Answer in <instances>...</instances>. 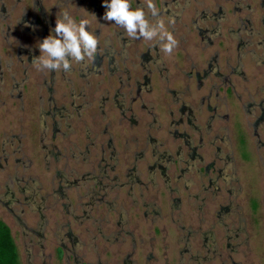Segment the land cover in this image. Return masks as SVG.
<instances>
[{"label":"rangeland","instance_id":"rangeland-1","mask_svg":"<svg viewBox=\"0 0 264 264\" xmlns=\"http://www.w3.org/2000/svg\"><path fill=\"white\" fill-rule=\"evenodd\" d=\"M14 1L0 0L9 12L10 23V32L6 26L0 30V67L5 74L0 82V193L1 188L7 191L8 183L10 191L3 199L13 207L9 211L22 216L25 227L35 228L39 213H33L32 205L8 203L11 197L18 201L23 196L16 186L14 191L10 189L9 180L13 176H31L34 182L25 190V196L31 204L37 195L46 198L43 214L47 220L41 240L36 236L25 238L24 227L0 207V219L11 231L19 264H264V148L256 149L252 130L247 126L259 115L260 108L254 106L252 113L243 110L247 102H264V67L253 60L260 51L251 48L254 55L248 54L242 60L243 77L231 74L238 63L232 35L246 17L260 35L264 33V0H178L170 11L181 13L179 21L170 24L168 16L162 17L166 29L178 41L170 55L155 40L131 39L114 21H105L104 0H41L40 4L35 0ZM154 2L156 5L160 0ZM130 4L133 9L144 8L149 18L145 0H130ZM36 6L44 9L43 20L50 30L65 10L77 20L87 18L89 31L99 40L97 53L113 55L116 61L124 56L116 64L117 72L108 75V70H100L102 75L91 76L86 83L80 75L89 70L90 60L71 61L67 72L40 71L28 63V58L33 61L40 55L37 44L50 33H44L40 24H31L38 17L33 10ZM216 22L219 36L206 47L197 29H212ZM143 54L156 61H149V71L141 65ZM213 56L217 57L219 72L230 79L229 92L213 75L198 86L197 76H203ZM7 62L10 64L6 73ZM110 67L104 64V68ZM161 67L163 70L158 72L156 69ZM49 71L55 81L53 93L46 95L40 86ZM145 76L148 83L142 85L146 83ZM48 79L51 83L50 76ZM136 81L147 87L139 96ZM169 90L184 92L183 104L196 119L200 132L188 131L183 122L186 119L174 130L186 131L195 143L201 142L198 153L202 163L213 162L215 168L219 167L224 154H230L233 160L235 171L224 170L217 187L208 195L203 191L211 176L199 178L196 169L200 166L192 169L184 164L172 165L165 172L150 167L154 161L144 144L147 134L151 142L160 143L158 152H167L165 155L172 158L181 153L179 140L168 128L171 119H180L179 104L171 102ZM115 93L121 95L120 99L124 96L125 108L133 99L125 117L112 105ZM100 97L107 98L102 109ZM48 99L66 110L57 119L56 132L44 115ZM214 115L226 118L209 121ZM208 122L210 133L206 131ZM257 132L263 142L264 126ZM216 134L220 137L214 142ZM109 138L113 142L112 161ZM217 148H221L220 156L215 155ZM145 149L144 160L135 165L139 183L131 186L127 183L128 168ZM62 171L67 179L75 180V187L68 188L63 198L58 191L55 193L59 182L55 176ZM103 171L107 178L102 184L114 186L110 192L109 187L100 190L94 184ZM24 187L21 183L18 189ZM234 190L238 192L236 197ZM105 193L104 205H96L87 218L86 211ZM231 201L238 210L220 226L217 222L221 215L217 212ZM65 204L67 208H63ZM239 225L244 234L231 239ZM214 248L219 257L209 254Z\"/></svg>","mask_w":264,"mask_h":264},{"label":"trees","instance_id":"trees-1","mask_svg":"<svg viewBox=\"0 0 264 264\" xmlns=\"http://www.w3.org/2000/svg\"><path fill=\"white\" fill-rule=\"evenodd\" d=\"M178 0H174L171 2H168L166 0H160L159 3L156 4V7H158L159 10V17H151V15L149 16V19L154 22L156 19L158 18H162L163 16H168L169 17V23H173V22H178L179 21V17L181 13L178 14H174L172 13V11H170V7L173 6V4H177ZM166 9V10H165ZM182 10V9H181ZM236 10H239L236 8ZM197 17V16H196ZM199 17L202 18V21L206 20V17H202L201 16V12H199ZM219 19V18H218ZM154 20V21H153ZM217 20V19H215ZM218 21V20H217ZM206 22V21H205ZM261 26L262 29L264 31V18L261 19ZM219 23L216 22V26L212 29L205 27V28H199L197 29V31L199 32V35L201 36L204 44L206 47H209L212 45L213 43V39L214 37H218L219 36ZM234 33V32H233ZM210 34V35H209ZM235 35H232V38H234L236 40V49H237V61L236 62V67L233 68L231 74H235L238 75L239 77H243V72H242V60L249 54V55H254V52L251 51L250 49L253 48L254 51L258 50L260 51V55L254 57L253 56V60L254 63L259 66H263L264 67V33L260 35V32L255 30L253 28V25L250 22V18L246 17L245 22L242 21V26H240V28H238L235 33ZM105 52V51H104ZM105 55H107L105 53ZM103 57V55H100L98 53H96L95 55V59H94V65L92 67V69H90V73L92 76L94 75H102V73H100L102 70L106 71L108 70L107 74L108 75H112L113 73L117 72L116 69V64L117 62L120 63L124 60V56L121 57L120 61H116L114 60V56L111 55H107V65L108 66H112L109 69L104 68V65H102L101 63V58ZM260 59V62H258ZM141 60V65L143 66V69L149 71L147 69L148 63L151 60L150 56L147 54H143V56L140 58ZM256 60V61H255ZM156 62L155 60H151V62ZM217 57L213 56L209 59L208 63H207V69L204 70L203 72V76H197V82H198V86L201 85V83L203 82V80L208 79V77L210 75L216 76L225 86V90H227L228 92L230 91V87L231 86V82L230 79H228V76L226 74L220 73L219 72V66L217 65ZM259 63V64H258ZM101 70V71H100ZM158 72H161L163 70V68H157L156 69ZM122 73H127L126 71L122 72ZM81 74V73H80ZM82 75V74H81ZM91 75L89 77H91ZM146 79V83L142 84V85H146L148 83V79L147 76H145ZM140 86L139 83L136 81L134 83V86L136 87V94L137 96H139L140 94H142L144 91H146V88H144L143 86ZM170 96H171V102L174 104H179L178 107V115L180 117L179 120L176 121H171V127L169 126V131L172 132L171 135H175V138H177L179 140L180 146H181V153L179 155V157L175 154L172 157H170L169 155H165V153L167 152H158L157 151V147L160 146V143H156L155 141L151 142V137H149V135L147 134L145 137V141L144 144L146 146V148H150L151 153L150 156L152 158V160L154 161L153 165L154 166H150L152 167L153 171H159V172H165L167 169H169V166L172 165H188V167H193L192 169H195L197 166H200V169H196V171H198V177H207L208 175L211 176V179H209L208 184L204 186V193L206 195L211 193V190L213 188L217 187V180L219 178V176H222L223 171L227 170L228 168H232V171L234 172V166H233V160L230 156V154H224V156L222 158H220L219 162L222 163L221 166L216 167L215 168V163H209V164H203L202 163V156L198 153L200 148H201V142L200 143H195L189 136V134L186 133V131L183 132H176L175 130H177V127L180 125L181 120L183 121L184 119H186V121H183L184 123H186V125L188 126L186 129L188 131H192L195 134L200 132V128L198 126H196V119L194 118V116L192 115L191 111L183 104V95L184 92H176V91H172L169 90ZM121 95H119L118 93H115L114 97H113V102L112 105H116V107L118 108L120 115L122 117H125V115L130 111L129 105L130 103H127V108H125V104H126V100L124 99V96L122 97L123 99H120ZM107 98H99V102H100V108L102 109V107L104 106V103ZM133 100V99H132ZM130 100V101H132ZM116 101H118V103L116 104ZM264 102H260L257 104L251 103V102H247L244 107L243 110H245V112L247 113H252L253 112V108L254 106H257L260 108V113L259 115L252 121V122H247V126L249 129L252 130L251 136L252 138H254V142L256 145V149L260 150L261 148H264V141L260 142L259 140V134H258V129L262 126H264ZM85 107V106H84ZM78 108H82V106H79ZM74 110V108H73ZM152 110V109H150ZM189 110V111H188ZM76 111V110H74ZM79 111V110H77ZM211 111H215V108H212ZM55 112H51L48 111L46 113H44V115L51 120L54 128H55V132L58 130V120H54L55 116H54ZM153 115V114H152ZM58 117L60 116L59 114L57 115ZM63 117V113L61 114V117ZM225 119L226 116H211L209 121L211 119L215 120V119ZM172 120V119H171ZM58 121V122H57ZM153 121L157 122V118L155 116H153ZM209 123H207V128L206 131L207 133H210V130H208L209 127ZM151 126V125H150ZM153 127H151L152 129ZM175 129V130H174ZM220 135L216 134L213 136V140L214 142L216 140H219ZM112 138L108 139V146H109V160H113L114 159V155L113 152L111 151L113 149V142L111 140ZM213 140H211V143H213ZM217 142V141H216ZM153 143V144H152ZM152 144V145H151ZM224 146V145H223ZM147 150H142L140 151L137 155H136V159H135V163L131 166V169L128 168V172H127V177H129V185H136L139 183L138 180V176L137 174H135L134 172L136 171V162H139L140 160H144V154ZM218 151V153H217ZM221 148H217L215 155H219L221 153ZM229 152V151H228ZM51 153H49V157H50ZM220 156V155H219ZM54 157L56 158L57 155H54ZM176 158V159H175ZM57 159V158H56ZM163 159H165L164 161H162ZM162 162V163H161ZM165 164V165H164ZM164 165V166H163ZM188 168V169H189ZM103 169V168H102ZM101 169V171H102ZM107 169V168H105ZM108 170V169H107ZM262 173L264 174V166H262ZM77 174H74V178ZM218 175V176H217ZM58 179V193H60V197L63 198V196L65 195V191L68 188L71 187H75V180L72 178L67 179L65 177V175L62 172H59L56 174L55 176ZM132 177V179H131ZM214 177V178H212ZM107 178L105 171H103L102 175H99V177L96 178L95 180V186L99 187L100 190L102 189H106L107 187H109L108 192H110L113 189V185L110 186H106L103 185L102 182L103 180ZM33 179V178H32ZM71 179V180H70ZM99 180V181H98ZM204 180V179H203ZM77 182H79V180H76ZM111 182V181H110ZM133 183V184H131ZM18 187V186H17ZM16 187V191H20L18 188ZM5 188L7 189V191H5V189L3 190V188H1V193H0V207L6 211H9L11 209H13V207L6 205L5 200L3 199V196L8 195V191L9 188L5 186ZM11 189V187H10ZM5 191V192H3ZM13 191H14V187H13ZM230 193L232 194L233 192H231V190H229ZM235 191V190H234ZM21 192V191H20ZM2 193H4L2 195ZM214 193V192H213ZM21 194L23 195V193L21 192ZM106 193L102 195L101 198H99L98 201L95 202V205L92 206L88 209V211H86L87 214V218H90L89 213L92 210H95V206L96 205H104V197H105ZM238 195V192L235 191L234 196L236 197ZM12 196V194H11ZM12 198V197H11ZM11 201V199H10ZM22 202V199L20 200ZM9 203V202H8ZM13 205V204H12ZM16 205H20L22 206V203H18ZM68 206L65 204L63 206V208H67ZM35 210V209H34ZM44 210V209H43ZM237 207L233 205V202H229V204H227L226 206H223V208H220V210H218L217 214L221 215V217L218 220V224L220 226H222L223 221L230 218L231 216L233 217L237 211ZM10 213V211H9ZM42 213V212H39ZM154 216H158V214L153 211ZM19 220L20 222H17L14 220L15 223H17V225L19 226H23V235L24 237H39V240H41L42 236L41 233L43 232V228L47 223V220L44 216V214H39V221L36 224L35 228H27L25 227V223L22 220V216L19 215ZM181 231H183V226H181ZM232 236L231 239H235L234 237L238 238L240 237L242 234H244V229L242 225H239L234 232H232ZM63 245H60V248L63 250ZM209 254H213L214 258H216L217 256L219 257V254L217 255L216 253V248L214 249H210L209 250ZM204 259V258H202ZM201 259L198 260L199 263ZM205 260V259H204ZM207 261V260H206ZM0 264H19V260H18V253H17V249L15 246V243L13 241V237L11 235V231L9 229V227L2 221V219H0Z\"/></svg>","mask_w":264,"mask_h":264},{"label":"clouds","instance_id":"clouds-1","mask_svg":"<svg viewBox=\"0 0 264 264\" xmlns=\"http://www.w3.org/2000/svg\"><path fill=\"white\" fill-rule=\"evenodd\" d=\"M146 8L151 17H159V11L154 0H145ZM106 11L105 21L119 26L131 39L153 41L161 46L166 54H171L178 46V41L165 27L162 18L152 22L146 16L142 7L132 8L130 0H104ZM90 21L81 17L77 20L69 10L56 17L55 28L42 42H38L40 55L33 58V66L40 71L71 69V61L77 63L94 60L98 50L99 40L89 31Z\"/></svg>","mask_w":264,"mask_h":264},{"label":"flooded vegetation","instance_id":"flooded-vegetation-1","mask_svg":"<svg viewBox=\"0 0 264 264\" xmlns=\"http://www.w3.org/2000/svg\"><path fill=\"white\" fill-rule=\"evenodd\" d=\"M18 3H22V0H16ZM38 4H40V1L41 0H35ZM4 2V1H3ZM15 1L14 0H12V4L14 3ZM5 3V2H4ZM6 4V3H5ZM41 4H42V2H41ZM12 8V7H11ZM35 8V9H34ZM33 8V10H34V12H38L37 14H38V17H36L35 19H32L33 21L31 22V24H33L34 23V25H38V24H40L41 25V27L43 26L44 27V29H45V31H44V33L45 32H47L48 30H50L48 27H47V24H46V21L45 20H43V17H44V9L41 7V6H36V7H34ZM8 10L2 5V3H1V5H0V30H2V28L3 27H5L6 26V28L8 29V30H6L7 32H10V23L8 22L9 21V12H7ZM2 14V15H1ZM52 14H55V11H52ZM79 20V19H78ZM23 19H22V24H23ZM33 25V26H34ZM54 25V24H53ZM1 32V31H0ZM44 35H46V34H42V37L44 36ZM100 55H103V57L101 58V63H102V65H104V64H107L108 62H107V55H105V53H102V54H100ZM28 63H32V60H31V58H28ZM89 63H90V66H89V70H86V72L85 73H82V75H80L81 76V78L84 80V82H89V79L88 78H90L89 76L91 75V73H90V69H92V67H93V65H94V60H90L89 61ZM10 63L9 62H7V64H6V69H5V71H6V73H7V71H8V65H9ZM117 69V68H116ZM9 72V71H8ZM104 72V71H103ZM3 75H5L4 74V72H3V70H2V68L0 67V82L2 81V77H3ZM53 75V73H50V71H49V73H48V76L47 77H45L44 79H43V83L41 84V86H40V91H43V92H47V94L46 95H48V94H52L53 93V91H52V88H51V86L53 85V83H54V81H55V79H54V77L52 76ZM49 76H50V78H51V83H48L47 81H49ZM92 76V75H91ZM82 93V92H81ZM79 96H82V94H80ZM132 100V99H131ZM133 101V100H132ZM132 101H130V103L132 102ZM73 105V104H72ZM82 106V105H81ZM143 106V105H142ZM47 107H48V110L46 111V112H48V111H53V112H55V114H54V116H55V118H54V120H57L59 117H61V114L63 113V112H65L66 110L63 108V106H61V105H58L57 104V102L56 101H52V100H50V99H48V102H47ZM73 108V107H72ZM46 112H44V113H46ZM60 115L59 117L57 116V115ZM50 120V119H49ZM51 121V120H50ZM172 121V120H171ZM171 121H170V123H171ZM171 124H169V126H170ZM171 127V126H170ZM169 128V127H168ZM170 132V131H169ZM172 133V132H171ZM173 136V135H172ZM144 141H145V139H144ZM180 149H181V147H180ZM179 149V150H180ZM112 155H114V153L112 154ZM170 156V155H169ZM171 157V156H170ZM9 182H10V184L12 183V186H11V188L12 187H17V186H20L21 185V183H23V185L25 186L24 188H23V190H21V189H19L22 193H23V196H22V202L20 201V200H14V198L12 197V199H11V201L9 202L11 205L12 204H16V203H22V206H26V205H29V206H31L32 208H35V210H33V213H39V212H42V213H39V214H43V209H45L46 207H44L45 206V203H46V198L45 199H43V197L42 196H40V195H37L36 196V198L34 199V203H33V201H32V203L33 204H31L30 203V201H29V197H27V196H25V190L26 189H28L27 187L29 186V184L30 183H33L34 182V179H32L31 178V176H24V175H21V176H13L10 180H9ZM6 187H8L9 188V184L8 183H6V185H5ZM18 188V187H17ZM53 192H54V189H53ZM55 193H57V190H55ZM35 200H37V202L35 201ZM44 204V205H43ZM44 207V208H43ZM10 214L12 215V217H13V219L15 220V221H17V220H19L20 218H19V215H13L12 214V212H10ZM38 219H39V215H38Z\"/></svg>","mask_w":264,"mask_h":264}]
</instances>
